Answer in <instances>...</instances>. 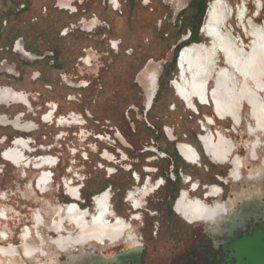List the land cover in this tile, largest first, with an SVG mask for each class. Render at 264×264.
<instances>
[{"label": "flooded vegetation", "instance_id": "obj_1", "mask_svg": "<svg viewBox=\"0 0 264 264\" xmlns=\"http://www.w3.org/2000/svg\"><path fill=\"white\" fill-rule=\"evenodd\" d=\"M56 1L59 15L66 20L78 16L75 24L59 32V37L68 40L76 34L84 42L99 35L98 30L103 28L99 20L87 22L83 17L86 11L81 8L87 0ZM240 1L242 5L237 10L225 0L96 1L112 16L104 27L123 35L119 40H105L108 53L99 90L135 100L124 117L134 135L140 130L147 138L139 156L144 164L137 171L128 162L120 148L122 143L129 149L131 146L117 128L110 129L112 134L108 131L89 136L87 139L94 138L96 144L120 147L111 152L92 151L98 158L95 170L102 171L109 181L91 193L84 181L74 183L64 177L57 191L64 202L54 206L45 198L54 184L52 170L60 161L37 154L46 148L34 149L31 136L38 132L39 125L56 126L65 129L66 142L71 139L68 132L82 130L88 119L73 110L61 116L58 105L47 102L39 124L24 122L32 105L29 95L14 84L25 78L38 84L42 79L36 70L38 65H45L51 75L63 66L57 61L58 54L32 52L29 47L35 39L26 41L24 35H17L20 24L14 26L17 33L11 41L8 36L11 20L20 22L34 14L38 0H22L14 10L2 15L0 130L10 128L14 136L9 146L0 151V160L16 170L20 179L26 178L27 171L36 173L27 189L36 195L35 204H43L50 215L37 207L25 223L15 218L19 224L10 238L4 227L12 219L4 206L6 195L0 194V261L156 264L158 248L154 242L162 244L164 238L178 237L183 245L176 251L182 253L168 264H235L233 259L229 261L237 253L235 245L245 238L264 235V215H250L240 228L226 229L241 205L239 197L252 202L250 189L260 184L264 188V158L260 154L264 151V21L261 27L253 28L264 13V0ZM37 22V18L29 20ZM230 22H234L238 38L227 32L232 28ZM139 30L148 31L152 37L139 43ZM244 40L249 43L245 45ZM83 51L76 61L65 60L67 106L82 100L91 83L80 77L69 80L66 71L94 72L101 66L93 65L91 55L84 56L86 49ZM129 76L130 84L124 86L122 79ZM98 95L93 104H99ZM10 109H16L13 118L6 113ZM96 123L100 126L94 120ZM105 124L112 126L110 120ZM63 130L58 141L64 136ZM239 138L244 145L238 143ZM6 141L1 135L0 145ZM69 154L78 153L70 150ZM82 155V160L88 161L86 152ZM118 174H123L125 180L112 183L110 179ZM50 252L55 260H48ZM69 253L78 255L69 259Z\"/></svg>", "mask_w": 264, "mask_h": 264}, {"label": "rangeland", "instance_id": "obj_2", "mask_svg": "<svg viewBox=\"0 0 264 264\" xmlns=\"http://www.w3.org/2000/svg\"><path fill=\"white\" fill-rule=\"evenodd\" d=\"M21 1L22 0H0V19L3 14H7L6 12L14 10ZM96 1L97 0H87L85 5L81 8L86 11V14H84L83 17H85L87 22H89L90 19L97 18L102 25L101 27H103L101 30H98L99 35H96L94 39L87 38L86 41L82 42L80 37H78L76 34L75 36H71L68 40L59 37V32L65 28V26H68L70 23L75 24L78 21V16L74 19H69L68 21L66 20L65 16L59 15L56 8V0H38V7L35 8L36 12H34V14L32 13L28 17H24V19H22L20 22L16 21V19L13 22L11 20V26L7 30L11 41L13 36H15V33H17V30L14 28V26L20 24L21 31H18L20 34L17 35H24L27 38V40L24 38L26 41L35 39L34 44H31L29 47L32 52L37 54H44L46 52L58 54L57 61L62 63L63 66L61 71L58 73L53 72L51 75L49 74L48 68L45 65H38L36 66V70H38L42 75V79L38 84L30 83L29 79L25 78L28 76L27 74L24 77L25 79L23 78V82L14 84L29 95L32 105V110L30 114L25 115L24 122H33L35 124H39V116L46 113L47 109L45 108V104L47 102L56 103L59 107L58 114L61 116H65L67 111L73 110L76 113H80L85 120L86 118L88 119L86 120V125L82 130L75 128L68 132V136L71 137V139L68 141L66 140V142L65 129H59L56 126L47 127L39 125L38 132L33 133L31 136L33 141L32 147L34 149L40 146L46 148V151L38 152L37 154L40 156H51L60 161L57 169L52 171L55 176L53 179L54 184L51 188L52 191L45 198V202H48L51 206L63 204L64 202V199L60 197L61 192L57 193L60 181L64 177L70 181L74 180V183H77V181H84L87 191L91 193L98 192V190L102 189L105 186V183L109 181L105 180L102 171L95 170L98 158L92 151L107 149L108 152H111L113 148L120 147L112 146L109 143L96 144V142L93 140L94 138L92 137L99 133L104 135V132H110L111 128H117L120 134H122L124 141L131 146L129 149L122 143L123 146L121 147L123 148H120L122 152L128 156V162L135 165V170L137 171H139V168L144 164L142 163L139 156L143 146L147 142V138L144 134L139 133L140 130L137 131V135H134L132 132L133 129L131 128L132 126L129 125L127 121H125L124 117L126 109L130 104L134 103L135 100L128 96L121 98L120 94L113 95L110 93L111 91L104 92L103 90L100 92L99 90L100 74H102V68L105 60L107 59L106 55L108 53L105 40L107 38L111 40H119L121 37H123V35L119 34V32L114 28H112L109 32V28L104 27V24H107L109 21H111L112 16H110L109 13L103 9V7L99 8L96 5ZM225 1L230 6V8L236 10L238 9L239 5H242L240 0ZM44 8L46 9V13L43 12ZM263 15L256 22L253 28L261 27L263 25ZM32 18H37L38 22L29 23V20ZM118 22L120 23V21ZM230 24L233 29L229 27L227 28V32L233 33V36L238 38L240 34L238 33L237 29L233 27L234 22H230ZM151 37L152 34L148 33V31L139 30L138 32V41H140L139 43ZM9 43H7V45ZM244 43L247 45L249 40H244ZM139 46H141V44H139L138 47ZM57 49H59V52H57ZM84 49H86L84 56L90 54L93 65L96 64L101 66L99 67V70L96 69L94 72L83 70V72L78 73L73 71V69L66 71L68 74L67 78L69 80L75 81L78 79V77H80L84 80H88V82L91 83L89 92L82 98V100L74 103L71 106H67L65 102V60L72 59L73 62L76 61L79 56H82ZM130 80V76L129 79L123 78V85L128 86L130 84ZM45 85H50L51 88L48 90L45 88ZM97 94H99V104H93L92 101L96 98ZM261 97L264 98V93H261ZM15 112L16 109H10L6 113L9 118H13ZM94 120L99 121L100 126H97V123L94 124ZM106 120H110L112 126H107L105 124ZM243 120L244 122L248 120L246 110L243 114ZM62 130L64 132V136L61 141H58L57 137L62 135ZM112 133L113 132L111 131L110 134ZM3 134L7 138V141L5 144L0 145V151L9 146V142L14 136L10 128H7L6 130H0V136ZM74 134H76L77 137L72 136ZM89 136L92 137L87 139ZM238 143L243 145L245 144V142H242L240 138L238 139ZM125 148H127V150ZM70 150H75L78 154L76 156H72L69 154ZM85 152L88 155V161L86 162L82 160V157L85 156H80L81 153ZM260 154L263 155L264 158V151H261ZM0 168L2 170V174H0V194L6 195L7 200L5 201L4 206L9 210L8 214L12 219L8 225H5L4 229L9 233L10 238H12L13 232L19 224L18 222H14L16 219L19 218L22 224L25 223L27 220H29L32 210L37 207L40 208L42 212L46 211L48 215H50V212L46 210V207L43 206V204L40 203L36 205V195L32 190L27 189V185L33 181L36 173L27 171L26 178L20 179L18 172L9 165L3 163L1 160ZM67 170H71V173H65ZM124 180L125 178L123 174H118L114 178L110 179V181L115 184H121V182ZM249 195L253 198L252 202L245 196L239 197L241 205L239 209H237L232 215L233 218L226 224V229L228 231H234L240 228L243 219L250 215L253 217L264 215V213L261 214V208L263 206L262 203H264L263 186L261 184L253 186L252 189H250ZM115 202H119L118 196H116ZM164 239V243L162 244L159 242H154L153 244L158 248V253L155 254L156 264H168V261H176L178 256L182 253L179 250L176 251L178 246L183 245L182 239L178 237ZM10 242L15 244L16 241L11 240ZM163 249L165 251H162ZM77 255L78 254L69 253L66 257L73 259L76 258ZM49 257L51 259L49 258L48 260H55L54 253L50 252ZM0 264H4V262L0 261Z\"/></svg>", "mask_w": 264, "mask_h": 264}, {"label": "water", "instance_id": "obj_3", "mask_svg": "<svg viewBox=\"0 0 264 264\" xmlns=\"http://www.w3.org/2000/svg\"><path fill=\"white\" fill-rule=\"evenodd\" d=\"M237 253L229 259L235 264H264V235L245 238L236 245Z\"/></svg>", "mask_w": 264, "mask_h": 264}, {"label": "bare ground", "instance_id": "obj_4", "mask_svg": "<svg viewBox=\"0 0 264 264\" xmlns=\"http://www.w3.org/2000/svg\"><path fill=\"white\" fill-rule=\"evenodd\" d=\"M260 74V73H259ZM257 77V76H256ZM256 79V78H255Z\"/></svg>", "mask_w": 264, "mask_h": 264}, {"label": "crops", "instance_id": "obj_5", "mask_svg": "<svg viewBox=\"0 0 264 264\" xmlns=\"http://www.w3.org/2000/svg\"><path fill=\"white\" fill-rule=\"evenodd\" d=\"M53 171V170H52Z\"/></svg>", "mask_w": 264, "mask_h": 264}]
</instances>
